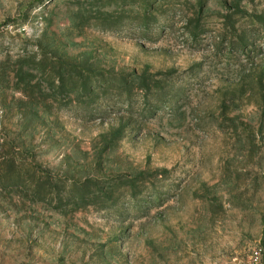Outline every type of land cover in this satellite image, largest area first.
Masks as SVG:
<instances>
[{
    "label": "rangeland",
    "instance_id": "rangeland-1",
    "mask_svg": "<svg viewBox=\"0 0 264 264\" xmlns=\"http://www.w3.org/2000/svg\"><path fill=\"white\" fill-rule=\"evenodd\" d=\"M0 264H264V0H0Z\"/></svg>",
    "mask_w": 264,
    "mask_h": 264
}]
</instances>
